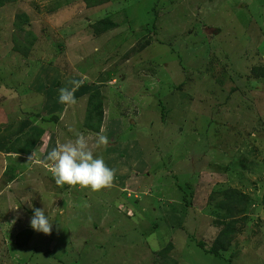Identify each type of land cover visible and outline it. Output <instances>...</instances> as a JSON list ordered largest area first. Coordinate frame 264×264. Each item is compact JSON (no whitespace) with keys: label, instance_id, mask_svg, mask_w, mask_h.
<instances>
[{"label":"rangeland","instance_id":"374dc122","mask_svg":"<svg viewBox=\"0 0 264 264\" xmlns=\"http://www.w3.org/2000/svg\"><path fill=\"white\" fill-rule=\"evenodd\" d=\"M4 1L0 264H161L166 249L171 264H264V0ZM97 90L99 133L85 128ZM77 132L115 170L110 188L57 186L28 164ZM232 189L248 211L221 260L202 243ZM34 209L50 235L30 227Z\"/></svg>","mask_w":264,"mask_h":264},{"label":"clouds","instance_id":"9594fccd","mask_svg":"<svg viewBox=\"0 0 264 264\" xmlns=\"http://www.w3.org/2000/svg\"><path fill=\"white\" fill-rule=\"evenodd\" d=\"M72 88L62 87L58 89V102L62 105H73L76 103L75 91L82 86L83 80L70 82ZM108 137L98 134L95 147H107ZM28 164L43 165L52 174L57 186H70L90 188L93 192L110 188L115 178V170L109 168L104 159L94 156L93 148L83 133H75V139H68L58 143L41 159L37 151H33L28 157ZM15 223V221H13ZM30 227L36 232L50 235L52 223L45 210L34 209V215L30 219Z\"/></svg>","mask_w":264,"mask_h":264},{"label":"trees","instance_id":"16d2710c","mask_svg":"<svg viewBox=\"0 0 264 264\" xmlns=\"http://www.w3.org/2000/svg\"><path fill=\"white\" fill-rule=\"evenodd\" d=\"M4 3V0H0V8L4 5ZM19 18H21V22L23 24H27L29 22L26 15H22ZM23 24L18 23L19 26H22ZM15 50L17 52L23 51L17 46L15 47ZM88 101V116L86 119L85 128L95 133H99L104 118V97L102 96L101 92L97 90L90 96ZM224 197L228 201L227 206H225L227 207L226 219L224 222H222V225H224L225 228L220 232L214 246L207 248L205 244L202 243V247L204 248V252L206 254L212 255L221 260H226L224 257L225 253L229 250V247L232 244V240L235 238V235L239 229L238 219L241 216H246L248 211V205L246 203V200L248 198L241 191L236 189L229 190L225 193ZM262 206L264 208V195L262 198ZM225 207L217 206V209L219 208L220 210H223ZM227 220L230 221L228 222ZM24 233H29L28 235L32 234V232L29 230ZM167 253V249L160 253L159 258L162 260L161 264H171L168 258H166ZM172 264L178 263L177 261H174L172 262Z\"/></svg>","mask_w":264,"mask_h":264}]
</instances>
